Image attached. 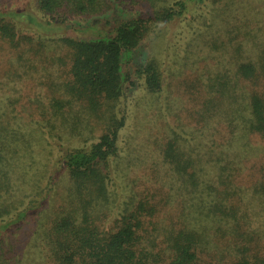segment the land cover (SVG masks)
Listing matches in <instances>:
<instances>
[{
    "label": "trees",
    "instance_id": "obj_1",
    "mask_svg": "<svg viewBox=\"0 0 264 264\" xmlns=\"http://www.w3.org/2000/svg\"><path fill=\"white\" fill-rule=\"evenodd\" d=\"M0 264H264V0H0Z\"/></svg>",
    "mask_w": 264,
    "mask_h": 264
},
{
    "label": "rangeland",
    "instance_id": "obj_2",
    "mask_svg": "<svg viewBox=\"0 0 264 264\" xmlns=\"http://www.w3.org/2000/svg\"><path fill=\"white\" fill-rule=\"evenodd\" d=\"M131 121V120H130ZM132 122V121H131ZM242 151L244 152L243 148H242Z\"/></svg>",
    "mask_w": 264,
    "mask_h": 264
}]
</instances>
